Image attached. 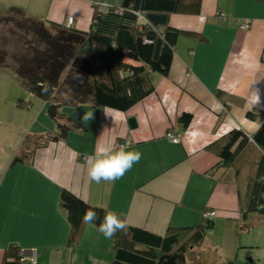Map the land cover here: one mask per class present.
I'll list each match as a JSON object with an SVG mask.
<instances>
[{
	"label": "crops",
	"instance_id": "crops-1",
	"mask_svg": "<svg viewBox=\"0 0 264 264\" xmlns=\"http://www.w3.org/2000/svg\"><path fill=\"white\" fill-rule=\"evenodd\" d=\"M93 1L27 0L21 7L42 11L31 16L59 25L73 17L72 28L87 32ZM201 10L200 15L171 16V27L197 36L180 37L169 75H153L156 92L128 112L65 106L64 117L88 131L45 145L56 123L47 114L48 103L31 96L25 101L37 105V116L30 120L22 111L15 126L21 129L28 122L30 129L7 143L0 131V264L14 245L34 251L38 264H112L113 238L105 239L98 226L85 224L78 244L69 245L72 225L60 204L64 190L117 212L130 227L161 236L170 228L205 223L211 210L217 212L214 230L233 228L240 236L264 225V216L252 214L256 227L242 230L236 169L219 168L221 159L207 150L233 129L252 136L264 123V2L202 0ZM245 23H250L247 30L241 29ZM89 112L93 119L85 123L82 117ZM185 113L193 116L187 129L179 123ZM6 119L12 121V114ZM168 132L180 142L168 139ZM128 139V150L142 153L140 162L115 183L91 181L84 159L105 142L117 145ZM237 245H246L252 255L262 246L252 239ZM195 248L187 256L195 252L198 260L201 252ZM243 259L240 264H254Z\"/></svg>",
	"mask_w": 264,
	"mask_h": 264
},
{
	"label": "trees",
	"instance_id": "trees-1",
	"mask_svg": "<svg viewBox=\"0 0 264 264\" xmlns=\"http://www.w3.org/2000/svg\"><path fill=\"white\" fill-rule=\"evenodd\" d=\"M201 9L202 0H120L106 11L94 5L91 27L83 32L11 7L0 15V69L12 70L32 97L48 103L47 114L56 131L44 137L45 145L64 141L71 132L88 129L65 118L63 107L89 105L125 113L153 95L152 77L169 75L180 37L197 36L171 27V16L200 15ZM20 102L18 107L32 106L31 100ZM247 116L255 119L256 114ZM192 119L185 113L179 123L187 129ZM207 150L221 159L219 168L236 169L242 230L252 231L256 227L250 222L252 214L264 216V123L252 136L233 129ZM60 204L72 225L69 245L73 247L85 225L86 210L97 212V226L108 212L66 190ZM206 234L204 223L170 228L163 236L127 225L113 237L112 264H187V253L202 245ZM27 252L11 246L3 264H30Z\"/></svg>",
	"mask_w": 264,
	"mask_h": 264
},
{
	"label": "rangeland",
	"instance_id": "rangeland-1",
	"mask_svg": "<svg viewBox=\"0 0 264 264\" xmlns=\"http://www.w3.org/2000/svg\"><path fill=\"white\" fill-rule=\"evenodd\" d=\"M109 1L112 5L116 4L115 0ZM25 2H27V0H0V15L4 16L7 14V9H10L11 7H21L22 5H26ZM33 5H36V2H34ZM25 11L30 16L31 14L33 16H41L40 13H43L42 11H31L27 7ZM5 30L7 31V29ZM2 31L0 30V32ZM27 99L33 98L31 97L29 91L22 85L21 80L13 73V71L3 68L0 69V131L4 136L2 140H4L6 143L10 139L15 138L17 132L21 136V134L29 130L32 126L27 122L23 124V128H15V126L18 125L17 119L21 117L22 111H25V114L29 116L30 120L37 116V105L32 106V109H16L20 101H25ZM9 114H12V121H8L6 119V116ZM29 142L30 144L33 142L32 138H30ZM250 239L258 242L259 245H262L260 249H255L256 253L254 255H252L253 250L249 249V247L246 245H242L240 247L237 245V242H245ZM195 249L201 252V255H199L200 259L197 260L196 254L194 252V254L191 256H187V264H200V262L202 264H206L207 261H210L211 259H214V261L217 260L219 262L222 259H228L233 262L237 260L238 262L236 264H240V262L244 261L243 256L245 257L246 261H249V263L250 260H252L254 264H264V257H262L264 254V225L261 228L253 230L251 233H244L240 236L234 233L233 228L232 230L225 227L222 229H212L207 232L203 245L197 246Z\"/></svg>",
	"mask_w": 264,
	"mask_h": 264
},
{
	"label": "clouds",
	"instance_id": "clouds-1",
	"mask_svg": "<svg viewBox=\"0 0 264 264\" xmlns=\"http://www.w3.org/2000/svg\"><path fill=\"white\" fill-rule=\"evenodd\" d=\"M257 100H259L258 94ZM91 119H93L91 112L85 113L82 117V121L85 123ZM130 147L131 145L127 142L116 145L111 141L99 146L93 155L84 159V163L88 166L90 180L99 184L101 181L115 183V181L122 179L132 169L133 165L139 163L142 158L140 151H130L128 150ZM98 219L97 212L88 209L82 217V222L97 227L96 221ZM126 228V218H122L115 211H108L99 223L97 231L105 239L111 240L118 232L125 231Z\"/></svg>",
	"mask_w": 264,
	"mask_h": 264
},
{
	"label": "built area",
	"instance_id": "built-area-1",
	"mask_svg": "<svg viewBox=\"0 0 264 264\" xmlns=\"http://www.w3.org/2000/svg\"><path fill=\"white\" fill-rule=\"evenodd\" d=\"M93 5H96L98 6L101 10L103 11H106L108 10L111 6L109 5V3L106 1V0H94L93 1ZM73 23H74V18L73 17H69L68 18V21L66 23V26L68 28L72 27L73 26ZM250 28V23H245L241 29L243 30H247ZM168 139H170L173 143H179L180 140L178 137H176L172 132H168V135H167ZM129 143L131 145V141L128 139L124 142H119L117 145H120V144H123V143ZM217 216V212L216 211H207L204 215V219L206 221H211L213 220L215 217ZM25 254H28L29 255V261H30V264H37V258L35 256V252L34 251H31L29 250L27 253Z\"/></svg>",
	"mask_w": 264,
	"mask_h": 264
},
{
	"label": "water",
	"instance_id": "water-1",
	"mask_svg": "<svg viewBox=\"0 0 264 264\" xmlns=\"http://www.w3.org/2000/svg\"><path fill=\"white\" fill-rule=\"evenodd\" d=\"M205 226H206V230L209 231L214 228V223L212 221H207L205 223ZM250 262H252V260H250Z\"/></svg>",
	"mask_w": 264,
	"mask_h": 264
}]
</instances>
